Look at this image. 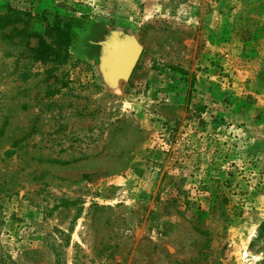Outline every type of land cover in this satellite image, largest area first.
<instances>
[{"label": "rangeland", "instance_id": "obj_1", "mask_svg": "<svg viewBox=\"0 0 264 264\" xmlns=\"http://www.w3.org/2000/svg\"><path fill=\"white\" fill-rule=\"evenodd\" d=\"M0 264H264V0H0Z\"/></svg>", "mask_w": 264, "mask_h": 264}, {"label": "trees", "instance_id": "obj_2", "mask_svg": "<svg viewBox=\"0 0 264 264\" xmlns=\"http://www.w3.org/2000/svg\"><path fill=\"white\" fill-rule=\"evenodd\" d=\"M51 29H56L57 35L59 37V40H57V44L60 45L64 51L69 47V44L71 42V34L70 29L68 27L62 26L61 24H57L49 26ZM47 33V32H46ZM33 35L39 36L40 41V47L38 50V57L44 58L47 56V54L51 51L54 54H56L57 58H65V55L63 54L62 50H59L57 48H53L51 44L45 39V35L40 32H32Z\"/></svg>", "mask_w": 264, "mask_h": 264}, {"label": "water", "instance_id": "obj_3", "mask_svg": "<svg viewBox=\"0 0 264 264\" xmlns=\"http://www.w3.org/2000/svg\"><path fill=\"white\" fill-rule=\"evenodd\" d=\"M119 54L123 61L121 63V71L125 76H129L138 60L139 53L132 45L128 44L120 47Z\"/></svg>", "mask_w": 264, "mask_h": 264}]
</instances>
